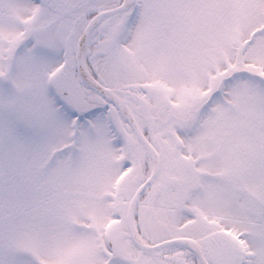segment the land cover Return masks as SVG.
Returning <instances> with one entry per match:
<instances>
[{
	"label": "snow or ice",
	"instance_id": "obj_1",
	"mask_svg": "<svg viewBox=\"0 0 264 264\" xmlns=\"http://www.w3.org/2000/svg\"><path fill=\"white\" fill-rule=\"evenodd\" d=\"M0 264H264V0H0Z\"/></svg>",
	"mask_w": 264,
	"mask_h": 264
}]
</instances>
